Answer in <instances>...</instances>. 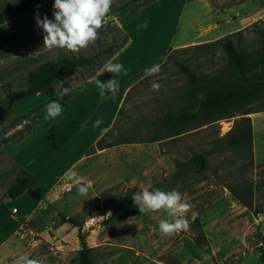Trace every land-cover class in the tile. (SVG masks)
<instances>
[{"label": "rangeland", "instance_id": "rangeland-1", "mask_svg": "<svg viewBox=\"0 0 264 264\" xmlns=\"http://www.w3.org/2000/svg\"><path fill=\"white\" fill-rule=\"evenodd\" d=\"M12 1L0 0V8ZM129 1L112 0L97 39L78 52L43 45L34 13L51 19L53 0L36 2L1 24L6 35L0 36V101L7 89L25 88L28 72L46 61L95 56L94 61L67 71L61 80L47 86V92L40 87L35 95L18 100L25 102L13 111L0 113L1 182L13 176L16 168L4 146L26 138L37 122L38 110L29 114L28 109L58 99L60 85L70 89L65 96L76 99L80 82L104 63L107 53L103 49H117L129 30L134 39L165 56L160 71L135 82L122 101L113 133L119 140L132 142L82 157L79 168L66 176L70 188L64 184L59 192L61 201L47 238L24 235L17 252L3 264H16L21 255L44 264H78L80 235L90 248V264H264V96L230 108L213 120L198 115L176 127L164 121L169 112H179L188 97V80L175 60L197 75H207L226 63L224 50L210 41L233 33L234 42L242 47H256L264 34V0H153L136 9L135 2ZM125 3L129 4L121 8ZM145 19L147 28H138ZM153 83L159 88L153 89ZM105 95L99 91L97 98ZM118 102L117 96L111 100L105 119ZM246 110L250 112L244 113ZM28 127L30 133L26 134ZM231 135L240 136V143L230 145ZM153 137L160 139L151 141ZM198 154L204 159L202 167L193 160ZM86 180L92 181V188L81 196L77 181ZM151 186V190L179 191L182 200L191 205L183 214L188 220L186 230L159 232V220L168 218L163 210L137 209L121 219H108L131 193ZM61 215L73 216L77 225Z\"/></svg>", "mask_w": 264, "mask_h": 264}, {"label": "crops", "instance_id": "crops-1", "mask_svg": "<svg viewBox=\"0 0 264 264\" xmlns=\"http://www.w3.org/2000/svg\"><path fill=\"white\" fill-rule=\"evenodd\" d=\"M127 32L126 43L93 74L80 82L81 90L76 94V99L74 96L60 100L64 111L58 117L45 121L43 119L45 107L38 110L35 117L37 122L32 127L31 133L18 143L4 146L10 160L34 173L36 179L16 197L9 198L2 195L0 264L17 252L20 239L24 235L34 234L40 235L42 239L47 238L50 222L53 221L54 214L58 210L57 204L61 201L59 192L62 186L68 183L66 176L79 168L82 157L105 151V148L97 149L95 141L112 124L127 91L135 82L146 76V68L163 61L164 54L157 53L153 46L146 42L143 44L139 38L134 39L129 30ZM109 61L122 63L128 69V74L104 72V65ZM94 78L105 82L109 78L116 79L118 91L115 95L108 92L103 99H98L99 90L95 86ZM115 96L118 97L119 102L114 112L112 108L109 117L105 119L107 107ZM77 99L80 101H74ZM22 102L25 101H16L14 108ZM97 117H100L103 123L96 132L98 127L93 128L92 122ZM93 149L95 151H92ZM12 208H15L14 212ZM23 225L26 227L25 232L20 231Z\"/></svg>", "mask_w": 264, "mask_h": 264}, {"label": "trees", "instance_id": "trees-1", "mask_svg": "<svg viewBox=\"0 0 264 264\" xmlns=\"http://www.w3.org/2000/svg\"><path fill=\"white\" fill-rule=\"evenodd\" d=\"M41 1L44 0H13L12 2L6 3L2 6L0 8V36L4 37L6 35L5 31L1 27L3 22L18 15L32 4ZM151 1L153 0H130L129 3L135 2L134 9H136ZM128 4H123L121 8L126 7ZM232 36L233 33H229L209 42V44L214 43L220 45L225 52L226 63L217 72L207 75H197L188 65L180 60H175V64L188 80V97L185 98V103L179 112H169L165 116L164 121L166 125L171 127L182 126L192 120H195L198 115H203L204 117L213 120L220 117L221 114L230 108L244 106L252 100L264 96V34L261 33L259 44L252 49H247L239 45V42H234ZM127 40L128 36L125 34L123 39L118 44L117 49H112L110 46L103 49V52L107 53V56L104 58V62L112 56L114 52L120 49ZM166 58H169V54L166 55ZM94 60L95 56L93 55L62 56L57 60H49L42 63L36 69L28 72L25 88L17 91H12L11 89H7L5 91V97L2 101H0V113L13 111V105L16 101L35 95L36 91L34 89V85L40 80L44 81L41 86L42 92H47L45 88L50 84L61 80L67 71L87 65L89 62ZM164 62L165 61L159 65L162 67ZM101 64H103V61ZM69 97L70 96H64L62 99H67ZM58 99H60V97ZM47 102L48 101H43L33 106L28 109L26 113L31 114L44 108ZM120 111L121 106L116 113L112 125L107 128L95 141V147L97 149L132 142L119 140L113 133L115 122ZM249 112V110H246L244 113ZM19 116L21 117L23 115L21 114ZM32 122L34 124L36 120L32 119ZM29 133L30 127L26 129V134ZM159 139L160 137H153L150 140L155 141ZM248 139L251 142L250 131ZM240 141V136L231 135L228 137V143L230 145H237ZM193 160L198 167H202L204 165V159L199 154L195 155ZM13 164L16 167L14 168L15 174L7 180L9 182V187L3 197L13 198L20 195L36 179L34 173L25 170L15 163ZM1 183H4V181H0V184ZM151 188L152 186L149 190H151ZM232 192L243 205L250 207V203L242 198L241 195L234 190H232ZM132 194L133 193L130 194L129 198L123 205L109 215L108 219H121L138 209L137 205L134 204L131 199ZM61 217L64 221L71 223L73 226L77 225V221L73 216L66 217L65 215H61ZM79 241L80 248L77 252L78 264H90V248L86 244L83 235L79 236Z\"/></svg>", "mask_w": 264, "mask_h": 264}, {"label": "clouds", "instance_id": "clouds-1", "mask_svg": "<svg viewBox=\"0 0 264 264\" xmlns=\"http://www.w3.org/2000/svg\"><path fill=\"white\" fill-rule=\"evenodd\" d=\"M112 0H53L52 18L41 15L38 11L34 13L35 25L42 30L43 45L48 49L63 48L71 52H78L86 48L98 37V30L102 27L104 18L110 11ZM39 8V5H37ZM138 28H147V19L138 25ZM159 64H153L145 69L146 75H153L160 71ZM104 72L127 75L128 69L120 62H107L103 68ZM103 73H100L102 75ZM95 79V86L101 95H105V90L115 95L118 91V84L115 79L109 78L106 82L98 78ZM153 89H158L159 84L153 83ZM70 89L61 87L56 89L60 99L69 93ZM60 99L49 100L45 105V121L54 120L64 108ZM103 123L100 117L92 122V127L97 128ZM75 177L73 173L68 178ZM78 193L86 196L92 188V181H77ZM134 204L137 205L139 212L163 210L168 218L160 219L158 230L163 234H172L188 228V220L183 215L191 205L182 200L179 191H163L158 188L149 190L142 189L140 192L132 194ZM16 264H44L43 260H37L21 255Z\"/></svg>", "mask_w": 264, "mask_h": 264}, {"label": "water", "instance_id": "water-1", "mask_svg": "<svg viewBox=\"0 0 264 264\" xmlns=\"http://www.w3.org/2000/svg\"><path fill=\"white\" fill-rule=\"evenodd\" d=\"M43 82H44L43 80H40L39 82H37L34 85V89H35L36 92H39V89L42 86ZM8 187H9V182H5V183L0 184V200L2 198V195L5 194V192L8 189Z\"/></svg>", "mask_w": 264, "mask_h": 264}, {"label": "built area", "instance_id": "built-area-1", "mask_svg": "<svg viewBox=\"0 0 264 264\" xmlns=\"http://www.w3.org/2000/svg\"><path fill=\"white\" fill-rule=\"evenodd\" d=\"M65 185H66V189H69V188H70L69 183H66ZM64 188H65V187H64ZM11 210H12V212H14V211H15V208H12ZM93 220H94V218L92 217V218L90 219V222L92 223ZM86 222H88V221H86ZM25 229H26V227H25V225H23L20 231H21V232H25Z\"/></svg>", "mask_w": 264, "mask_h": 264}]
</instances>
